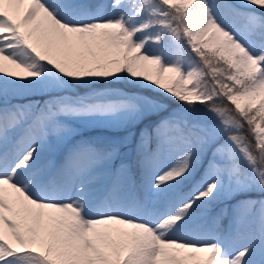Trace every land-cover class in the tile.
<instances>
[{"label": "snow or ice", "instance_id": "snow-or-ice-1", "mask_svg": "<svg viewBox=\"0 0 264 264\" xmlns=\"http://www.w3.org/2000/svg\"><path fill=\"white\" fill-rule=\"evenodd\" d=\"M0 264H264V0H0Z\"/></svg>", "mask_w": 264, "mask_h": 264}, {"label": "rangeland", "instance_id": "rangeland-1", "mask_svg": "<svg viewBox=\"0 0 264 264\" xmlns=\"http://www.w3.org/2000/svg\"><path fill=\"white\" fill-rule=\"evenodd\" d=\"M149 94V93H146ZM150 95H155L154 93H151ZM171 103V102H169ZM174 106V105H172ZM153 120L156 119V117L152 118ZM147 123V122H146ZM136 132H139V128L136 129ZM116 135H124V133H114L110 130L104 129V128H87V129H82L81 134L77 135L76 137L73 138L72 141L68 144L67 147H71L72 144H74L76 141L82 139V138H106V137H113ZM67 147L63 149V151H67ZM195 179H199V174H197ZM223 224L226 226L227 225V220L223 222Z\"/></svg>", "mask_w": 264, "mask_h": 264}]
</instances>
